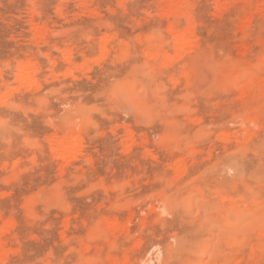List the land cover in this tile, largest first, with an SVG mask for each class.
<instances>
[{"label":"rangeland","instance_id":"rangeland-1","mask_svg":"<svg viewBox=\"0 0 264 264\" xmlns=\"http://www.w3.org/2000/svg\"><path fill=\"white\" fill-rule=\"evenodd\" d=\"M0 264H264V0H0Z\"/></svg>","mask_w":264,"mask_h":264},{"label":"bare ground","instance_id":"bare-ground-1","mask_svg":"<svg viewBox=\"0 0 264 264\" xmlns=\"http://www.w3.org/2000/svg\"><path fill=\"white\" fill-rule=\"evenodd\" d=\"M185 38V37H184ZM183 48V47H182ZM70 139H72V138H70ZM63 140V139H62ZM69 140V139H68ZM76 139L74 138L71 142L69 141H67V142H62L61 143V145L63 146L62 148H64V149H68L72 144H73V146L75 147V145H74V143L75 144H77L76 142ZM59 144V143H58ZM73 147H71L70 149H72ZM67 151V150H66ZM68 154V153H67Z\"/></svg>","mask_w":264,"mask_h":264}]
</instances>
